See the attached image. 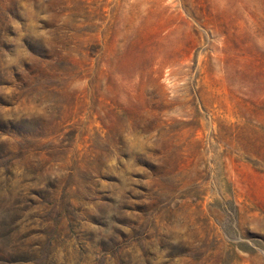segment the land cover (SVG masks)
I'll return each mask as SVG.
<instances>
[{
  "label": "rangeland",
  "instance_id": "rangeland-1",
  "mask_svg": "<svg viewBox=\"0 0 264 264\" xmlns=\"http://www.w3.org/2000/svg\"><path fill=\"white\" fill-rule=\"evenodd\" d=\"M0 264H264V0H0Z\"/></svg>",
  "mask_w": 264,
  "mask_h": 264
}]
</instances>
